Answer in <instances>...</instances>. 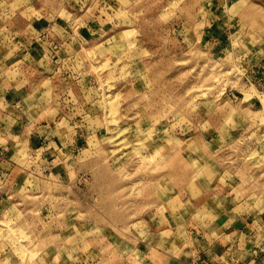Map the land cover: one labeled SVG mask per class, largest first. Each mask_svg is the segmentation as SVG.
<instances>
[{
  "label": "rangeland",
  "instance_id": "rangeland-1",
  "mask_svg": "<svg viewBox=\"0 0 264 264\" xmlns=\"http://www.w3.org/2000/svg\"><path fill=\"white\" fill-rule=\"evenodd\" d=\"M19 77L4 264H193L227 206L247 223L229 264H264V0H0V86Z\"/></svg>",
  "mask_w": 264,
  "mask_h": 264
},
{
  "label": "crops",
  "instance_id": "crops-1",
  "mask_svg": "<svg viewBox=\"0 0 264 264\" xmlns=\"http://www.w3.org/2000/svg\"><path fill=\"white\" fill-rule=\"evenodd\" d=\"M228 4H236L239 2V0H226ZM226 23V22H223ZM213 26V25H212ZM227 27V24L225 25ZM224 26V27H225ZM215 29V27H214ZM213 33V31H211ZM220 34L225 35L226 32H220ZM227 35V34H226ZM221 37V36H220ZM21 78H15L12 80H2V84L5 86L2 87L0 86V117H5L6 114H12L14 117V113H16V104L20 105L21 103H24V100L26 99L25 97V90L22 91L20 88H16V85L18 83H21ZM12 85V86H11ZM12 119V118H11ZM19 126H14L12 128V134L16 132V129H18ZM5 128L2 127V130ZM31 129V128H30ZM5 136V135H3ZM11 136V135H9ZM15 140V139H14ZM48 141V138L42 136H37V134L33 133L30 134L27 138V142H29V145H32L33 147L37 146L36 148H41L44 149V146H47L46 149H52L53 147V142L49 140V143L45 142ZM14 174V173H13ZM58 176L57 173L54 171L50 175L49 179H56ZM13 179L12 181H14ZM13 185V183L11 184ZM17 184H14L15 186ZM17 187V186H16ZM14 194V193H12ZM14 195H11L10 198L14 197ZM8 198L5 197L2 201H0V206H3V202L7 201ZM225 198L221 200L220 205H222L224 202ZM229 203V200H228ZM226 205V204H225ZM222 207V206H221ZM3 208V207H2ZM4 209V208H3ZM220 209V208H219ZM238 208L236 207H226L225 209H220V215L216 219L211 220L210 222H206L204 227H213V230L210 231L208 234V230L204 229L202 230L203 233L205 234V241L202 242L201 239L198 241L199 245L198 247L191 253V259L192 261L189 260L190 263L193 262V264H229V262L232 261V257L234 255H243V253H239L238 251L242 249V244L244 243V239H246V220L244 218H240V215H236V211ZM233 213V215L237 218L234 222L231 220L229 223V215ZM229 223V224H228ZM194 225V227H200L202 225V222L196 223L192 222L191 225ZM202 228V227H201ZM168 229V228H167ZM161 230V229H160ZM169 230V229H168ZM175 230V229H173ZM166 227L162 228V230L159 232V235L156 236L154 241H151V248L149 250V255L150 254H155L157 255H164L166 253V249L172 246L170 244L171 242L174 243L175 240V235L176 232L172 233L167 236L164 234L166 232ZM196 243V241H195ZM161 245H164L161 247ZM197 245V243H196ZM51 250V249H49ZM233 251V252H232ZM60 259H63V256H59ZM6 255L5 253L0 252V264L6 263ZM59 259V258H58ZM240 259V257H239Z\"/></svg>",
  "mask_w": 264,
  "mask_h": 264
}]
</instances>
